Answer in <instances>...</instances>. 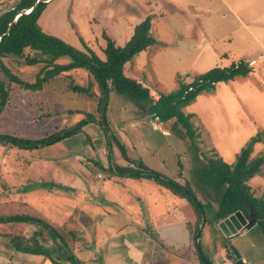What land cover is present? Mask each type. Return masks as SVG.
Returning a JSON list of instances; mask_svg holds the SVG:
<instances>
[{
  "label": "rangeland",
  "instance_id": "obj_1",
  "mask_svg": "<svg viewBox=\"0 0 264 264\" xmlns=\"http://www.w3.org/2000/svg\"><path fill=\"white\" fill-rule=\"evenodd\" d=\"M229 1L236 7L233 9L234 13L222 0H200L198 8L193 11L188 9V12L184 13L172 11L175 7L184 6L183 0H51L42 13L39 23L45 32L62 38L78 49L91 48L101 58H105L104 33L114 37L117 44L123 46L133 34L135 25L148 15L155 16L153 33L160 38L172 37L173 42L165 47L164 42L158 40L128 62L125 71L128 76L148 86L152 98L155 99L161 93H168L178 88L180 81L190 83L197 75L214 67H228L241 60L250 63L249 60L264 56V0H254L255 2L248 0V4L246 0ZM16 2L17 0H0V12L14 6ZM221 11L227 14H221ZM214 18L215 20H212ZM242 20L251 30L242 26ZM197 23L201 26L198 32L201 40L200 48H196L193 44L187 46L186 43L192 25ZM173 25L177 26L175 36L171 33ZM209 35L215 39L217 50H226L225 56L209 58V53L213 52ZM181 41L185 44L179 46L178 43ZM29 52L30 50L26 51ZM69 61V57L59 59L63 64ZM6 62L14 73L28 82L35 81L41 67L40 64L27 66L23 58L19 61L7 58ZM69 74L72 76L68 79L66 76H60L57 82L48 84L45 89L51 95L49 100H43V95L25 91L13 84L10 103L0 119V132L15 134L18 137L40 138L56 129L73 125L88 114L99 118L103 111H99V104L96 101L98 90L94 88V99L89 95L69 90L70 84L86 86L90 81L89 72L80 69ZM0 78L6 80L1 70ZM52 85L56 89H53ZM183 111L193 114L192 121L200 133L197 138L200 155L203 152L207 156H213L217 152L216 146L223 152V149L230 145L234 147L237 156L242 143L239 138L243 137V130L251 136L264 131V127H258L257 123L258 119H264V58L258 60L257 65L251 66L247 76L219 82L215 92L201 93L193 103L184 107ZM106 118L112 135L116 138L114 143L117 140L121 141L128 156L139 158L150 168L159 170L176 180L179 179L183 186L187 187V183H192L199 191L190 172L194 166L192 158L194 152L188 144L187 137L179 131V125H175V120L167 124L157 122L148 114L139 113L136 103L128 101L116 91L110 95ZM65 141L61 142L62 144H53L54 146L37 150L11 147L7 142L0 141V214L25 213L26 207L23 202H32V199L41 193H49L50 197L52 194H59L56 196L60 198V202L68 203L69 197L72 198L76 194L72 190L73 181L69 182L62 173L56 175L53 167L56 166L55 168L60 172L62 170L60 164L64 162L75 165L78 167L77 177L92 172L93 180L104 182L99 186L103 185L109 190L104 196L101 195L98 187L93 195L89 193L84 196L85 192H82L80 196L77 193V198H90V206L88 208L84 204H79L80 202L77 204L80 209H76L77 213H74L67 224L73 236L70 235L69 229H59L64 233L68 243H74L70 245L74 252L77 249H85V252L77 253L81 257V262L138 264V259L146 251L145 262L163 264L160 263L158 254L152 248L149 249V245L153 243L147 242V247V238L150 233L152 236H158L159 233L155 230L162 229L164 225L161 224L167 221L173 222L174 219L181 221L185 215L195 217L194 205L188 199L180 198L172 190L168 189V194L164 196L155 186L145 187L143 190L141 186L144 185L136 184L132 179L126 178L128 180L126 183L122 179H117L118 176H109L97 170L95 166L92 168L93 163L87 158L89 151L92 153L91 160H101L106 166L108 164L109 151L106 139L97 124L86 126L83 132ZM120 153L122 151L114 144L113 155L126 162L121 155L119 156ZM263 153L264 133L262 141L254 144L251 156H259ZM73 154L77 163L73 160ZM224 157L228 160L226 155ZM263 173L264 165L262 172L253 177L256 178ZM105 177L109 181H106ZM262 180L260 177L255 180L254 190L258 194L264 192ZM132 182L134 184H130ZM74 183H84V180L76 179ZM58 184L64 188L59 187ZM116 184L120 187V192L125 190L129 194L124 195L122 201L115 191ZM115 196L118 198L115 199ZM198 196L204 202L206 215L211 217L213 214L209 202L204 199L200 191ZM258 197L264 198V196ZM40 205L43 204L34 205V208H40ZM30 212L29 214H32ZM118 213L122 215L116 216ZM140 213L145 216L143 220V223L147 224L145 229L140 226ZM188 221L183 220L177 227L179 229L185 227ZM126 224L128 228H122V233L118 234L116 230ZM19 225L0 224V232L18 235L17 233L21 232ZM166 226L170 227V225ZM136 235H138L137 243ZM157 242L162 247V254L166 255L165 241L158 236ZM231 243L248 264H264V238L258 223L250 230L238 232L236 237L231 238ZM40 248L57 257L63 255L62 258H65L68 254L67 250L58 252L46 247ZM227 255L228 257L221 256L216 264H235L234 253L227 251ZM27 257L33 258V262L27 260L26 264L52 263L42 255ZM8 260V257L0 254V264H8Z\"/></svg>",
  "mask_w": 264,
  "mask_h": 264
},
{
  "label": "trees",
  "instance_id": "obj_2",
  "mask_svg": "<svg viewBox=\"0 0 264 264\" xmlns=\"http://www.w3.org/2000/svg\"><path fill=\"white\" fill-rule=\"evenodd\" d=\"M51 0H17L14 6L0 12V70L6 80L0 78V119L10 103L13 84L25 91L43 95V100H49V91L45 88L60 79V76L70 78L69 72L84 69L89 72V82L85 85L70 84L69 90L74 93L89 95L94 99V88L99 104V111H103L100 117L87 115L73 125L65 126L40 138L18 137L15 134L0 132V141L7 142L12 147L37 150L45 146L53 145L64 139L83 132L90 124H97L102 129L108 147V164L104 166L96 160L91 167H96L109 176H118L127 179L152 180L160 187L172 190L181 198L190 201L195 209L198 223L194 239L199 242L202 221L214 223L220 221L236 211H242L250 219H260V231L264 238V198L258 197L252 191L248 181L262 172L264 165V153L252 157L253 146L262 141V134L252 136L237 154L233 163L226 162L218 154L207 156L202 152L197 142L199 133L192 121L193 114L186 113L183 108L193 103L201 93H211L218 82H228L237 76H247L251 71L248 62L241 60L228 67H214L203 74L197 75L193 81L186 83L180 81L179 87L168 93H161L157 98H152L149 87L139 80L129 77L124 72V66L136 55L156 43L151 34L152 17L146 16L134 28V33L124 46L116 44L115 40L104 33L106 45L103 49L105 58H101L91 48L81 50L66 42L62 38L49 34L43 30L39 19ZM30 50L29 53H26ZM33 54H30V53ZM69 57L66 64L59 59ZM24 59L25 65L40 64L41 67L33 82L22 79L8 66L6 59ZM53 89H56L52 85ZM116 91L121 96L134 102L139 113L148 114L152 119L169 123L175 120L179 125V131L188 139V144L193 150L194 166L190 170L198 190L204 199L209 202L212 210L211 217L206 215L204 202L198 196V192L192 183L183 186L179 179H174L159 170L150 168L141 159L128 156L125 145L112 135L109 121L106 118V110L109 107L110 95ZM98 111V112H99ZM48 116V115H47ZM122 151L121 155L126 162L113 155V145ZM58 187V185H54ZM59 187L64 188L62 185ZM52 188V187H51ZM70 188V187H69ZM68 188V189H69ZM73 191H75L73 189ZM31 224L43 231H52L66 244L62 234L42 217L27 213L15 215L0 214V224ZM12 245L17 251L39 254L48 258L53 264H83L76 253L66 246L67 256H53L48 251L34 248L26 243L23 235L9 234ZM228 247V246H227ZM201 249V246L199 247ZM227 251L231 252L230 248ZM234 256V255H233ZM202 263L213 264L203 253ZM235 257V256H234Z\"/></svg>",
  "mask_w": 264,
  "mask_h": 264
},
{
  "label": "crops",
  "instance_id": "obj_3",
  "mask_svg": "<svg viewBox=\"0 0 264 264\" xmlns=\"http://www.w3.org/2000/svg\"><path fill=\"white\" fill-rule=\"evenodd\" d=\"M222 1L225 2L227 4V6L229 7L230 11L232 13H234L233 9H236V7L234 5H232V3H230L229 0H222ZM246 1H247V4H248V0H246ZM183 2H184V6H180V7L184 8V9H182L180 7H175L172 11L183 12V13L184 12H188V9H191L193 11L194 9L199 7L200 0H183ZM247 4H246V6H247ZM231 5H232V7H231ZM177 8H178V10H177ZM168 14H170V13H168ZM221 14L226 15L227 12L224 13V12L221 11ZM150 16L152 17V22H151V34H152V36L156 39V42L158 40H161V41L164 42V46L167 47L169 44H171L173 42L174 39L172 37H169V36H167L168 38H160V37L156 36L153 33V29L155 27L154 26L155 16H152V15H150ZM212 20H215V18L212 19ZM241 22L243 23L242 26H244L246 29L251 30L249 28V25L245 21L242 20ZM200 27L201 26H200L199 23H197V25H192L191 32L187 36V38H188L187 42H186L187 46L189 44H193V45H195L196 48H200L201 40H200V36L198 34ZM212 29H213V27H211V30ZM176 30H177V26L173 25L172 26V30H171V33H172L173 36H175ZM195 35H196V37H194ZM131 36H130V38H131ZM111 38L114 39V37H111ZM129 39L127 40V42L129 41ZM208 39L212 43V46H211L212 48L211 49L213 51V52L209 53V58H218V57H223V56L226 55V52H225L226 50L225 51H222V50H219V49L217 50V48H216V46L214 44L215 39L211 35L208 36ZM115 42H116V40H115ZM116 44H117V42H116ZM178 44H179V46H182L185 43L183 41H181ZM117 45H120V44H117ZM263 58H264V56L261 55V56H259V59L253 58V59L249 60V62L254 61L253 66H255V65L258 64V60H261ZM126 64L124 66V72L127 70V65ZM221 67H225V66H221ZM125 74H126V72H125ZM237 77H239V76H237ZM218 83L216 84V88H215L214 92L217 90ZM158 121L159 120H157V122ZM159 122L161 123V121H159ZM162 123L167 124L165 122H162ZM257 123H258V127H264V119H258ZM132 126H133V124H132ZM156 128H158V127L156 126ZM243 131H244L242 133L243 137L239 138L242 141V143L240 144L241 146H240L239 151L237 152V154L240 152L241 148L246 144L247 140L252 137L250 134H248L246 132V130H243ZM198 133H199V131H198ZM199 135H200V133H199ZM73 137L74 136H72L70 138L72 139ZM70 138H67V139H70ZM67 139H64V140H62L60 142H57V143H55V145L56 144H62L64 142H66L65 140H67ZM258 143H260V142H258ZM52 146H54V145H52ZM47 147H51V145L43 147V149L47 148ZM216 150H217L216 154H218L220 157H222L228 163H233L235 161L236 156H235V153H234L235 149H234L233 146H230V145L226 146L223 149V152L220 149V147L216 146ZM79 153H80V151H79ZM86 153H88V152H86ZM83 154H85V152H83ZM91 154H92L91 151H89V153L87 154L88 155L87 158H90V160L92 158V157H90ZM77 155H79V154H77ZM225 155L228 157V160L225 159V157H224ZM75 157L76 156L74 155L73 160L76 162ZM94 160H96V161L100 162L101 164H103L104 166H106L101 160H97V159H94ZM60 165L62 166L61 167L62 170L60 172L57 171V169L55 168L56 166H55V167H53L54 168L53 172H55V174L58 175V176H59V173H62L64 175V177L68 179L69 182L73 181V183H71V185H73L72 186V190L73 189L75 190L74 193L75 192H76V194L79 193L80 196H82L81 195L82 192H85L84 196H86L89 193H92V195H93V193L97 190V187H98L101 190V195L104 196L106 194V192L109 191L107 187H105L103 185L99 186L101 184H104V182H101V181H98V180L96 181V179L93 180L92 172H90L88 174L87 173H83L81 176L77 177L76 176L77 175V168H78L77 166L66 164L65 162L60 164ZM36 168L40 169L39 167H36ZM99 171H101V170H99ZM263 175H264V173H263ZM263 175L257 176L256 178L252 177L250 179L251 181H248V184L251 186L252 191L257 196H264V192L258 194L254 190L255 189V182H256L255 180L258 177L263 179L262 183L264 184ZM76 179H78L79 181L84 180V183H74ZM117 179H122V181L126 182V183L128 181L126 178H117ZM107 180L109 181V179L106 178V181ZM54 181H56V180H54ZM117 181H119V180H117ZM133 181H135L136 184L144 185V186H141V189H143V190L145 189V187L153 188V186H155L158 190H160L162 192V194H164V196H166V194H168L167 193L168 189L160 187L158 184H156L152 180H147V179L135 180V179H133ZM56 182L62 183L60 181H56ZM43 183L48 184L47 182H43ZM105 184L107 185V183H105ZM130 184H134V182H132ZM259 185L261 186V183ZM259 185H256V187H258ZM119 188L120 187L117 185V189L115 191L119 194L118 197L120 196V200L122 199V197L124 195H126V194H127V196L129 195L128 192L125 191V190H122V192H120ZM51 190H53V189H51ZM61 190H63V189H61ZM51 192H54V191H51ZM48 194L49 193H44V194L41 193L38 197H35L34 199H32L33 200L32 202H26V201L23 202L24 206L26 207V212L25 213L29 214V212L31 211L30 212V213H32L31 215H34V216H37V217H42L43 219H45L55 229H57V231H59L62 234L66 244H64V242L59 237H57L52 231H48V232L43 231L42 229H40L36 225L18 223V224H20L18 228L20 229L21 232L17 233V234L23 235L25 237V239H26L27 245H29L31 247H34V248L46 247L47 249H53L55 251L62 252V251L67 250L66 249L67 245L68 246L74 245V243H72V244L68 243L67 239L64 236V233H62L59 229H61V228H65L66 229L67 228V229L70 230V228L67 225L68 224V220L70 221L72 216H74V213H77L76 209H80L79 205H77V204L80 202L79 204H84V205L88 206V208H89V206H90V204H89L90 198H84V197L83 198H77V195L74 194L72 196V198L69 197L68 200H70V201L68 203L63 201V204H62L60 202V198L56 196V195H59V194H56V195L52 194L51 197ZM68 196H70V195H68ZM127 196H126V198H128ZM118 197L115 196V199L118 198ZM169 198H172V197H169ZM56 199L59 200V201H56ZM47 200H50V201H47ZM116 202H117V200H116ZM38 204H43V205L42 206L40 205V208L36 207V209H35L34 205H38ZM64 204H66V205H64ZM58 205H60V206H58ZM123 205L126 206L125 204H123ZM121 215H122L121 213H118V215H116V216H121ZM133 215H135V214H133ZM140 215H141L140 226H141L142 229H145V227H146L145 225H147L146 223H143V220H144L145 216L142 213H140ZM125 218L126 217H124V219ZM182 219L184 221L185 220H189V221H188V223H186L185 227H181V225H180L181 229H179L177 227V225L180 224L181 222H183V220L178 221L176 219H174L173 222L167 221V223L161 224V225H164V227L162 226L163 228L160 229V230L155 228L156 229L155 232L159 233L158 236L161 237L165 241V243L167 244V249H166L167 254L166 255L162 254V249H161L162 247H160L158 242H157L158 236H152V234L150 233V236L147 238L146 244H147V242H148V244L150 242L153 243V245H149V249L152 248L153 251L158 254V258H159L160 263L163 262V264H203L202 263V259H204V257H202L203 253L206 255V257H208L210 259V261L213 264L218 263L220 261V259L224 255H226L228 257V255H227V248L228 247L225 246L224 248H222V247H220V242H217V243H212L211 242V241H213L211 239L213 238L214 230H209V229L212 227V225H213L212 223H210V222H206L205 223L204 220L202 221V223L200 225V229H201L200 232H202V233H201V238L199 239V242H198L196 239H194L195 230L197 228V224H199L198 220H197V216L195 215V217H193L192 215H185ZM138 220H140L139 216H138ZM166 225H170V227H167ZM86 228L87 227H84V229H86ZM122 228L123 229L128 228V224L122 226L121 228H118L116 230V232L118 234L122 233ZM182 228H184V229H182ZM69 233H70L71 236L74 235V234L71 233V230L69 231ZM134 233L136 234L135 231H134ZM9 234H11V233L4 232V231L0 232V254H3V255H5L6 257L9 258L8 264H22V263L26 264L27 260H31L33 262V258L30 259V257H27V256H30V255L32 256V255H36V254H30V253L17 251L14 248V246L12 245V243H11L9 237H8ZM236 236H237V234L235 235V237ZM137 237H138V235H136V243L138 241ZM232 237H234V236H232ZM232 237L229 238L230 241H231ZM103 238H105V237H103ZM198 238H199V236H197V239ZM141 241H143V240H141ZM141 241L138 244L139 248L141 247ZM148 244H147V247H148ZM200 246H201V249H199ZM81 251L85 252V249H81V250L77 249V250H75L76 255H77L78 252H81ZM206 252L208 254H206ZM144 253H146V251H144L143 252V256L138 259V261H139L138 264H148L147 262H145L146 255L144 256ZM37 255H39V254H37ZM60 256L64 257L63 255H60ZM77 256L79 258H81L79 254ZM45 261L46 260H44V262Z\"/></svg>",
  "mask_w": 264,
  "mask_h": 264
},
{
  "label": "water",
  "instance_id": "obj_4",
  "mask_svg": "<svg viewBox=\"0 0 264 264\" xmlns=\"http://www.w3.org/2000/svg\"><path fill=\"white\" fill-rule=\"evenodd\" d=\"M260 219H250L242 211H236L230 216L220 220L215 221L209 230H214L212 243L220 242V247H229L235 256V264H247L246 260L241 256L238 250L230 241V237L235 236L238 232L242 230H250ZM201 231V229H200ZM197 236H200V232ZM219 233V234H218Z\"/></svg>",
  "mask_w": 264,
  "mask_h": 264
},
{
  "label": "built area",
  "instance_id": "obj_5",
  "mask_svg": "<svg viewBox=\"0 0 264 264\" xmlns=\"http://www.w3.org/2000/svg\"><path fill=\"white\" fill-rule=\"evenodd\" d=\"M253 63H254V61H251V62H250V65H253ZM99 176H100V175H99Z\"/></svg>",
  "mask_w": 264,
  "mask_h": 264
},
{
  "label": "clouds",
  "instance_id": "obj_6",
  "mask_svg": "<svg viewBox=\"0 0 264 264\" xmlns=\"http://www.w3.org/2000/svg\"><path fill=\"white\" fill-rule=\"evenodd\" d=\"M249 65H250V63H249ZM250 66H253V65H250Z\"/></svg>",
  "mask_w": 264,
  "mask_h": 264
}]
</instances>
